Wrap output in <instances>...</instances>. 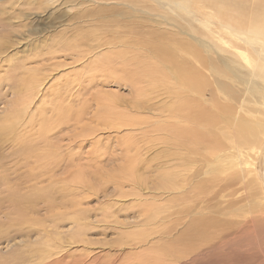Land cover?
<instances>
[{
	"label": "rangeland",
	"instance_id": "obj_1",
	"mask_svg": "<svg viewBox=\"0 0 264 264\" xmlns=\"http://www.w3.org/2000/svg\"><path fill=\"white\" fill-rule=\"evenodd\" d=\"M134 1L0 0V126H4L2 119L11 107L19 108L14 91L29 84L27 68H39L46 77L25 116L32 121V131L27 130L32 137H25V141L23 137L13 144L0 141V180L5 177L4 182H0L2 264L34 263L32 245L34 243L37 247L33 249H36L40 241L52 242L49 246L52 252L72 254L70 261L78 260L77 264H138L142 261L145 264H264L261 179L264 174V78L260 77L258 68L251 73V66L262 67L263 64L253 50L260 51L257 35L248 31L252 21L262 25L264 0H193L194 7L192 3L187 7L193 12L177 13L176 23L172 21L174 25L169 27L163 25V30L157 33H161L162 38L148 28L151 19L159 18L154 17L156 14L144 13L158 10V4L152 0H136L140 3L133 5ZM195 1L200 3L196 5ZM232 8L235 9L231 13ZM210 13H213L212 18ZM231 14L243 16L245 20L241 22L245 25L241 32H249L247 35L255 41L251 45L256 46L237 42L226 28L223 32L227 35L220 36L218 18ZM177 24L190 28L187 30L197 39L179 33L174 27ZM105 31L111 36L104 38ZM141 42L143 49L140 53L136 50L138 56L134 44ZM201 42L209 51L210 43H221L226 51L223 57L229 59L239 78L223 71L213 76L202 68L203 77L207 79L206 86L203 85L206 88L202 86L204 96L195 94L192 101L195 106L203 104L204 111L214 121L208 122L204 129L192 127L197 134L181 140L182 148L187 146V153L178 148L187 159L169 162L170 156L163 157L162 152L172 153V132L159 131L157 124L167 118L163 105L180 106L183 97L173 99L164 91L174 92L176 82L169 69L149 54V47L163 44L169 50L175 47L174 58L185 66L187 58L184 56L192 57L183 52L186 44L202 50ZM116 52L119 59L122 58L121 64ZM122 54L125 55L122 57ZM131 57L142 62L141 66L132 62L126 66L123 60ZM189 64L200 68L193 57ZM154 65L158 66L155 68L158 73L152 78L148 74L154 69L149 66ZM99 67L106 72L98 71ZM110 67L117 71L113 72ZM241 77L250 80L245 84ZM129 80L138 84L133 86ZM257 87L263 90L254 91ZM136 91L142 92L138 98ZM163 91L166 93L162 96ZM136 100L138 104L134 105ZM114 103L116 106L111 109L108 105ZM84 107L85 111L67 119ZM58 109L62 114H58ZM76 117L80 119L75 126L70 122L56 128L60 119L68 122ZM168 118L171 124L178 123ZM163 121L161 124L168 127ZM216 121L217 124L212 125ZM240 128L252 131L249 144L238 137L236 132ZM43 130L46 133H41ZM132 173L143 178L140 188L133 185L137 176L132 181ZM161 173L168 176L166 181L162 180ZM16 199L22 203L18 206L27 205L32 199L34 207L26 209L27 214L19 213L12 204ZM50 201L55 202L50 204ZM74 211L80 219L79 225L76 224L79 231L70 220L72 216L54 219L59 213L72 215ZM24 218L29 225L30 219L39 221L41 227L23 223V231L19 230L18 222ZM201 219L211 223L206 234L209 240L215 238L213 241L218 248H212L210 242L205 250L212 249L203 252L205 254L187 256L190 248L187 230L195 220ZM180 235L184 240L176 246L174 241ZM139 245L143 249L133 248ZM13 251L24 260L9 259Z\"/></svg>",
	"mask_w": 264,
	"mask_h": 264
},
{
	"label": "bare ground",
	"instance_id": "obj_2",
	"mask_svg": "<svg viewBox=\"0 0 264 264\" xmlns=\"http://www.w3.org/2000/svg\"><path fill=\"white\" fill-rule=\"evenodd\" d=\"M151 2V1H150ZM152 2H155L156 4H158V10H149V11H146V12H144V13H147V14H156L154 17H157V18H159L158 20L157 19H151V22L148 24V28H149V30H151L153 33H158L160 30H163V25L165 26V27H169V26H173L174 24H172L171 22L172 21H175V23H176V20H177V17H179V16H175V15H177V13H179L180 11H184V13L185 14H188L189 12H193V10L191 11H189V9H187V7H189L190 6V4L192 3V5H193V7H194V4H193V0H152ZM151 2V3H152ZM196 2V5H198L199 3H200V1H195ZM129 3H131V2H129ZM138 3H140V2H138ZM137 2H136V0L134 1V3H133V5H137L138 4ZM10 4V3H9ZM146 4V3H145ZM149 4V3H148ZM161 4V5H160ZM152 7V6H151ZM154 7V6H153ZM230 7V6H229ZM228 7V8H229ZM232 7H233V5H232ZM132 8V7H131ZM134 10H135V8H133ZM145 9V8H144ZM160 9V10H159ZM201 9V8H200ZM234 9L235 8H232V9H230V12L231 11H234ZM227 11V10H226ZM140 13L142 12V10L141 11H139ZM183 13V14H184ZM217 13H220V11H218ZM232 13V12H231ZM241 13V12H240ZM210 15H213V13H210L209 14V16ZM195 16V15H194ZM153 17V16H152ZM211 17V16H210ZM213 17V16H212ZM211 17V18H212ZM251 17V16H250ZM148 18V17H147ZM176 18V19H175ZM243 19V16H235L234 14H231V15H225V16H223L222 18H218V21H219V25H220V29H222V30H219V32H220V36H222V37H225L227 34H226V32L224 31L223 32V28H226L234 37H235V39L237 40V42H244V44H246L247 46L248 45H251L252 44V42H254L255 43V41L253 40V38L252 37H250V36H248L247 34L250 32L251 34H253V35H257V39H258V41H257V44L260 46V51H257V49L256 48H253V50H254V52H257L258 53V61H260V63H262L263 64V66L262 67H258V66H251L250 68L252 69V71H251V73L252 74H254V72H255V70H256V68H258V70L257 71H259L260 72V77H262V78H264V26H262V25H264V17H262V19L263 20H261V22H262V25H260V24H258V23H253L254 21H252L250 24H249V28H248V33L247 34H245L244 32H241V30L243 29V27H244V23H242L241 22V20ZM257 19V18H256ZM127 20V19H126ZM243 20H245V19H243ZM250 21V20H249ZM209 22V21H208ZM215 23V22H214ZM174 27H176V28H178V30L180 31L179 33H182L183 35H187V36H189L191 39H194V40H196L195 39V37H197V36H194V35H192L191 33H190V31H188L187 29H190V28H183L180 24H177L176 26H174ZM219 28V27H218ZM102 29V28H101ZM226 30V31H227ZM114 32H117V31H115V29H114ZM192 32H193V30H192ZM218 32V31H217ZM163 34H164V31L162 32ZM229 33V34H230ZM116 34V33H115ZM95 35V34H94ZM94 35H92V36H94ZM111 36V33H109V31H105L104 32V34H103V36H104V38H106V36ZM210 35V34H209ZM215 35V34H214ZM217 35V34H216ZM262 35H263V37H262ZM95 36H97V35H95ZM130 36V35H129ZM192 36H194V37H192ZM139 37V36H138ZM156 37H163V35L161 34V33H159V34H157V36ZM208 37V36H207ZM212 37V36H211ZM217 38H219L218 36H216ZM93 38V37H92ZM221 38V37H220ZM94 39V38H93ZM115 39V38H114ZM117 39V38H116ZM120 39V38H119ZM122 39V38H121ZM98 40V39H97ZM100 40H102V39H100ZM96 41V40H95ZM118 41V40H117ZM130 41H132V40H130ZM206 41V40H205ZM205 41H204V43H205ZM224 41V40H223ZM97 42V41H96ZM100 42V41H99ZM120 42H121V40H120ZM136 42V41H135ZM134 41H133V43H135ZM102 43V42H101ZM121 43H124V41H122ZM129 43V42H128ZM132 43V44H133ZM177 43V42H176ZM203 42H201V44H202ZM208 43V42H207ZM236 43V42H235ZM103 44V43H102ZM111 44V43H110ZM127 44V43H126ZM209 44V43H208ZM122 46H124L125 44H121ZM135 46H136V48L137 49H135L134 51H138V53H140V51L143 49L142 48V42L141 43H138V44H134ZM187 45V47H186V49L183 51L184 52V54H186V53H190L191 55H192V57H193V60L195 61V63L200 67V68H198V69H196L194 66L192 67L190 64H189V62H191V60H192V57H186V56H184L185 58H187L186 59V64L187 65H185L184 66V63H183V61L182 60H179V61H182V63H183V65L182 64H180L179 62H177L176 61V59L174 58V56H173V54H174V50H175V47L174 48H171V50L173 51H171V50H169L170 48H168V46L167 45H151L150 47H149V54L154 58V60L155 61H159L161 64H162V67H167L168 69H169V71H170V74L172 75V80L173 81H175L176 82V85H174L173 86V88H174V92H169V90H164V91H167L168 93H170L171 94V97L174 99V97H180V99H181V97H183V101L181 102V104H180V106H174V104H172L171 106H174V107H168V106H164L163 105V107H164V111L167 113L166 114V117L167 118H162V120H161V122L163 121V122H165L167 125H168V127L167 126H165V125H162L161 124V122H160V125L159 124H157V127H159V131H164V130H168V131H170V132H172L171 134H172V140H173V142H172V144H173V148H172V146H171V148L173 149L172 150V153L171 154H168V153H164V152H162L163 153V157H166L167 155H169L170 156V158L171 159H169V162H170V160H172L173 162L175 161H184V159H187V158H185L184 156H182L181 154H180V152H179V149L178 148H182L183 147V144L181 143V140H182V138H185V140L187 139L188 140V138H189V136L190 135H195V134H197V133H194L196 130V128H192V127H197L198 129L200 128V129H204V127L207 125V123L208 122H213L214 121V119H211L210 117L211 116H208L207 115V113L208 112H205L204 110H206V108L204 109V107H203V104L202 105H200V106H198V105H196L195 106V104L196 103H194L192 100H193V97H194V95L195 94H197V95H200V97H203L204 95H203V92H202V86L203 85H205V84H207V82L205 81V77H203L204 75H203V70H202V68H206V69H208L210 72H212V74H213V76L215 75L214 73L215 72H218V71H223V72H226V73H228V74H230V76H232V77H235V78H239V76L237 75V71H236V69L234 68V66H232V65H230L229 63H230V61H229V59L228 58H226L225 56L223 57V55H224V53L226 52L225 51V49H224V46L221 44V43H219V42H212V43H210L209 44V48L211 49V51H209V50H207L206 49V47H205V45H206V43H205V45L204 44H202V50H198L194 45H192V44H186ZM185 45V46H186ZM110 46V45H109ZM131 46V45H130ZM145 46H147V45H145ZM169 46H171L170 44H169ZM180 46V45H179ZM252 47L253 46H256V45H251ZM108 47V46H107ZM117 47V46H116ZM119 47V46H118ZM128 47V46H127ZM251 47V48H252ZM98 48V47H97ZM177 48V47H176ZM120 49H124V48H120ZM126 49V48H125ZM124 49V50H125ZM129 49V48H128ZM132 49V48H131ZM237 50V49H236ZM1 51V50H0ZM73 51V50H72ZM118 51V50H117ZM137 51H136V53H137ZM113 52H115V51H113ZM121 52V51H120ZM119 52V53H120ZM132 52H133V50H132ZM131 52V53H132ZM178 52V51H177ZM0 53H2V52H0ZM122 53V52H121ZM121 53H120V55H121ZM123 53H124V51H123ZM125 53H126V51H125ZM134 53V52H133ZM132 53V54H133ZM137 53V54H138ZM176 53V52H175ZM236 53V52H235ZM128 54V53H127ZM126 54V55H127ZM135 54V53H134ZM133 54V56H135ZM178 54V53H177ZM181 53H179L178 55H180ZM117 55H119L118 54V52H116V56ZM125 55V54H124ZM123 54H122V57L124 56ZM115 56V55H114ZM129 56V55H128ZM138 56H139V54H138ZM80 57V56H79ZM116 58V57H115ZM117 58H118V63H120L121 61H122V58H121V60L119 59V56H117ZM127 58V57H126ZM124 59L123 60V62H124V64L127 66L129 63L131 64V62L132 63H136V66H141V63L142 62H140L138 59H135V57H134V60H133V57H131L130 58V60H128V59ZM182 58V57H181ZM180 58V59H181ZM248 59V58H247ZM246 59V60H247ZM119 60H120V62H119ZM135 61H137V62H135ZM257 61V62H258ZM76 62H77V60H76ZM79 62V61H78ZM106 62V61H105ZM108 62V61H107ZM110 63L111 62H113L112 60L111 61H109ZM122 62V63H123ZM100 63H101V61H100ZM116 64H117V62H115ZM114 64V63H113ZM112 64V65H113ZM116 64H114V65H116ZM121 64V63H120ZM95 65V64H94ZM102 65H104V64H102ZM106 65V64H105ZM104 65V66H105ZM252 65V64H251ZM257 65H258V63H257ZM98 66H99V64H98ZM106 66H108V65H106ZM119 66H122V65H119ZM132 66V65H131ZM103 67V66H102ZM102 67H99L97 70L98 71H101V73L102 72H106V69L105 68H102ZM115 67V66H114ZM152 68V69H154L153 71H151V73H149L148 75L150 76V77H152V78H154V74L155 73H158V71L155 69L156 67H158L157 65H154V66H149V68ZM240 67V66H239ZM110 68H112V67H110ZM142 68V67H141ZM148 68V67H147ZM160 68V67H159ZM158 68V69H159ZM136 69V68H135ZM137 69H138V67H137ZM32 70V71H31ZM108 70V69H107ZM112 71H113V68L111 69ZM116 71H117V69H115ZM114 70V71H115ZM112 71H111V73H112ZM113 71V72H114ZM115 71V72H116ZM160 71V70H159ZM95 72H97V71H95ZM140 72H142L141 71V69H140ZM139 72V73H140ZM173 72L175 73V74H173ZM28 73V74H27ZM99 73V72H98ZM26 74H27V77H30L29 78V84H25V85H23V87H19L18 88V90L16 91H14V93H15V95L18 97V99H16V101H17V105L19 106V108L17 107V106H14V107H11V111L10 112H8V113H4L5 114V117L2 119V120H4V126H0V131L3 133L2 135H3V138H0V141H1V143H6V142H10V143H16V142H18V141H21V139L24 137V141L26 140L25 139V137H27L28 139L30 138V137H32L31 135H30V133L31 132H28L27 130H31L32 131V127H33V125H32V121L30 120V119H25V116H26V114H27V112H28V109L30 108V106H31V103H32V101L36 98V96L35 95H37L36 93H40L39 91V87L41 86V85H43V83H44V80L46 79V77L44 76L45 74L44 73H40V69L38 68H32V69H28L27 68V72H26ZM41 74H43V76H41ZM114 74H116V73H114ZM217 74H219V73H217ZM93 75V74H92ZM103 75H105V74H103ZM107 75V74H106ZM109 75H110V73H109ZM220 75H221V73H220ZM26 76V75H25ZM115 77H116V75H114ZM138 76V75H137ZM157 76V75H156ZM206 76V75H205ZM101 77H102V75H101ZM105 78H106V76H105ZM221 78V77H220ZM219 78V79H220ZM156 80H157V78H156ZM163 80V79H162ZM207 80V79H206ZM249 80H250V78H249ZM249 80H245V79H243L242 77H241V82H243V83H245V84H247V82H249ZM115 81V80H114ZM130 81V80H129ZM153 81V80H152ZM25 82H27V81H25ZM127 82V81H126ZM131 82V84L134 86V85H137L136 83L134 84V83H132V81H130ZM209 82V81H208ZM173 84V83H172ZM210 84V83H209ZM222 84V83H221ZM150 85V84H149ZM165 85V84H164ZM216 85H217V83H216ZM172 86V85H171ZM206 86V85H205ZM205 86H203V87H205ZM136 87V86H135ZM209 87V86H208ZM206 88V87H205ZM218 89H220V88H218ZM258 89H260V90H263V88H260V87H257V88H255L254 89V91H257ZM206 89H204L203 91H205ZM162 92L161 94H162V96L163 95H165V93L166 92ZM137 92V91H136ZM146 92V91H145ZM141 94H142V92H137V93H135V95L137 96V98L139 97V96H141ZM146 94V93H145ZM203 95V96H202ZM196 96V95H195ZM261 96V98L263 97L262 95H260ZM115 98V97H114ZM143 98V97H142ZM141 98V99H142ZM186 98V99H185ZM179 99V100H180ZM185 99V100H184ZM196 99V98H195ZM198 99V98H197ZM147 100V99H146ZM200 101V100H199ZM206 101L207 100H204V103H206ZM34 102V101H33ZM63 102H64V100H63ZM102 102V101H101ZM115 102V101H114ZM202 102V101H201ZM201 102H199V103H201ZM133 104L134 105H137L138 104V101L136 100L135 102H133ZM176 104V103H175ZM12 105V104H11ZM115 105V103L114 104H109L108 106L112 109L113 108V106ZM116 106V105H115ZM159 106V105H158ZM108 107V108H109ZM162 107V108H163ZM134 108V107H133ZM84 109H87L86 107H84L81 111H79V112H73V114H71V115H69V116H67V119L70 117V116H76L77 114H79L80 112H83V111H85ZM115 109L117 110V108L115 107ZM6 110H8V109H6ZM66 110V109H65ZM110 110V109H109ZM67 111V110H66ZM76 111V110H75ZM208 111V110H207ZM59 112V113H58ZM58 112H55V114L56 113H58V114H62V112L60 111V109H58ZM111 112V111H110ZM67 113V112H66ZM3 114V115H4ZM106 114V113H105ZM108 114V113H107ZM111 114V113H110ZM113 114V113H112ZM81 116V115H80ZM107 116H110V115H107ZM66 117V116H65ZM168 117H170L171 119H174L175 120V122H176V120L178 121V123H170V120H169V118ZM2 118V117H1ZM0 118V119H1ZM61 118V117H60ZM100 118H101V116H100ZM99 118V119H100ZM125 118H127V117H125ZM79 117L77 118H71L68 122H63L64 121V119L62 118V119H60L59 120V122H57L58 124L56 125V128H62V126H63V124H68V123H70V122H73L74 123V126H75V122H77V121H79ZM122 119V118H121ZM77 120V121H76ZM106 120V119H105ZM156 120H158V119H156ZM29 121H31V124L30 125H28V122ZM81 122V121H80ZM62 123V124H61ZM128 123V122H127ZM126 123V124H127ZM142 123V122H141ZM157 123V122H156ZM115 124V123H114ZM114 124H110V125H114ZM131 124V123H130ZM143 124V123H142ZM217 124V121L216 122H214V123H212V125H216ZM128 125H129V123H128ZM153 125V124H152ZM183 125H187V126H183ZM25 126V127H24ZM107 126H109V125H107ZM123 126H125L124 124H122V128H123ZM21 127H23V129L21 128ZM19 128H21L22 129V131H20V132H18L17 133V131L18 130H20ZM56 128H52V129H56ZM120 128V127H119ZM207 128V127H206ZM43 129H45V127L43 128ZM121 130V129H120ZM203 131V130H202ZM0 132V133H1ZM46 133L44 130L43 131H41V133ZM237 135H238V137L239 138H242V139H244V140H247V142H248V144H249V141L248 140H250L251 141V136L253 135V133H252V131L251 130H248V129H246V128H240L237 132ZM201 134H202V132H201ZM203 135H204V133H203ZM10 136V137H9ZM198 136V135H197ZM199 136H201V135H199ZM198 136V137H199ZM205 136V135H204ZM156 140V139H155ZM167 140V139H166ZM157 141H159L158 139H157ZM168 142V141H167ZM193 142V141H192ZM2 144V145H3ZM25 144H26V142H25ZM24 144V145H25ZM168 144H169V142H168ZM148 145V144H147ZM192 146V145H191ZM195 146V145H194ZM198 146H199V142H198ZM53 147V146H52ZM156 147V146H155ZM158 147V146H157ZM52 149H54V148H52ZM182 150H185V154L187 153V146L185 145V148H182ZM3 151V150H2ZM26 151V150H25ZM192 151V150H191ZM184 152V151H183ZM182 152V153H183ZM193 152V151H192ZM264 152V151H263ZM124 155V154H123ZM137 155V154H136ZM264 155V154H263ZM38 156V155H37ZM126 160L128 161V154L126 155ZM159 159V158H158ZM72 159H70V160H68V161H71ZM123 160V159H122ZM134 160L135 159H133L132 161H131V163H132V166H133V164H134ZM205 160V159H204ZM137 162V161H136ZM187 162V161H186ZM191 162V161H190ZM189 162V163H190ZM194 162V161H193ZM138 163V162H137ZM169 164V163H168ZM172 164V163H171ZM170 164V165H171ZM263 166V165H262ZM48 167V166H47ZM159 167H161V166H159ZM186 167H188V166H186ZM171 169H175L174 167L172 168L171 167ZM42 170V169H41ZM46 170V169H45ZM44 170V171H45ZM48 170V169H47ZM32 171H34V170H32ZM139 171V170H138ZM174 171V170H173ZM262 171H263V169H262ZM173 173V175H175L174 174V172H172ZM185 173V172H184ZM162 174H164V173H161V177L162 176H164L163 178H162V180L164 179L165 181L168 179V176L166 175V174H164V175H162ZM131 176H132V181H133V178H135L134 176H137V179H134V182H133V185L135 186V187H141L140 185L141 184H143V183H141V182H143V178L141 177V176H139L137 173H132L131 174ZM39 177V176H38ZM37 177V178H38ZM41 177V176H40ZM25 178V177H24ZM26 179V178H25ZM173 179V178H172ZM261 179H262V182H263V188H264V174L262 173V177H261ZM4 180H5V177L4 178H2L1 180H0V182L2 183V182H4ZM141 181V182H140ZM29 182V181H28ZM56 182V181H55ZM262 182H261V184H262ZM123 184V183H122ZM7 186V185H6ZM38 187V186H37ZM22 188V187H21ZM29 189V188H28ZM160 189V188H159ZM34 190V189H33ZM177 190V189H176ZM19 191V190H18ZM179 191V190H178ZM182 192V191H181ZM31 193V192H30ZM21 194V193H20ZM10 196V195H9ZM9 196L7 197V198H9ZM16 197L15 198H17V195H15ZM19 196V195H18ZM27 196V195H26ZM41 196V195H40ZM29 197V196H28ZM39 197V196H38ZM5 198V197H4ZM20 198V200H22V198L21 197H19ZM31 198V197H30ZM35 198V197H34ZM37 198V197H36ZM24 199H25V197H24ZM29 199V198H28ZM27 199V200H28ZM33 199V198H32ZM32 199H30V203L29 202H27V205H21V206H18V205H20V204H22V203H20L19 202V200L18 199H16V201H14L13 200V205L18 209V212L19 213H23V214H27V211H26V209H28V208H30L32 205H34V204H32V202H33V200ZM39 199V198H38ZM4 201H5V199H3ZM10 200V199H9ZM40 200V199H39ZM42 200H43V198H42ZM4 201H2V202H4ZM7 201V200H6ZM48 201V200H47ZM24 202V201H23ZM37 202V201H36ZM35 202V203H36ZM44 202V201H43ZM49 202V201H48ZM50 202H52V203H50V204H54L53 202H55V201H50ZM10 203V202H9ZM39 203V202H38ZM47 203V202H46ZM45 203V204H46ZM80 203V202H79ZM32 204V205H31ZM3 205V204H2ZM6 205V204H5ZM9 205V204H8ZM48 205V204H47ZM73 205V204H72ZM25 206H28V207H25ZM62 206V205H61ZM64 206V205H63ZM78 206H79V204H78ZM5 207V206H4ZM32 207H34V206H32ZM51 207H55L54 205L53 206H51ZM50 207V208H51ZM52 208V209H53ZM73 209L74 208H76V207H72ZM78 208V207H77ZM48 209V208H47ZM52 209H50V210H52ZM7 210V209H6ZM11 210V209H10ZM12 210H14L13 208H12ZM45 210V209H44ZM76 210V209H75ZM78 210V209H77ZM20 211H22V212H20ZM47 211H49V210H47ZM141 212V211H140ZM143 212V211H142ZM54 213V212H53ZM59 213V212H58ZM76 213H78V212H73L72 213V215H70V214H65V215H63V213L61 214V213H59L56 217H54V219H57V218H66L67 216L70 218V220L74 223L75 222V226H76V224L78 223V225H79V223H80V219H78V214H76ZM79 213H80V211H79ZM4 214V213H3ZM14 214H16L15 213V211H14ZM30 214V213H29ZM74 214V215H73ZM76 214V215H75ZM17 215H18V213H17ZM53 215V214H52ZM20 216V215H19ZM10 217V216H9ZM12 217V216H11ZM18 217V216H17ZM142 217V216H141ZM16 218V217H15ZM63 218V219H64ZM149 219V218H148ZM19 220V219H18ZM145 220V219H144ZM205 219H201V220H195V222L188 228V230H187V235H186V237L189 239V240H187L189 243H190V248H189V252L188 253H186L187 254V256L188 255H192V254H195L196 256H198V255H200V254H202L203 252H207L209 249H212V248H218L217 246H216V244L214 243L215 241H213L215 238H211L210 240H209V237L210 236H208L207 234H206V230L208 229V227H209V225L211 224L210 222L208 223L207 221H204ZM13 221V220H12ZM30 221H31V223H34V225H35V227L36 228H40L41 227V225H40V223H39V221H36V220H33V219H30ZM42 221V220H41ZM13 223V222H12ZM23 223H25V225H27L28 223H29V221H28V219L26 218H24V219H22L21 221H19L18 222V229L20 230L21 229V231H23ZM31 223H30V225H31ZM186 224V223H185ZM216 224V223H215ZM29 225V224H28ZM29 225V226H30ZM33 225V224H32ZM177 225V224H176ZM218 225V224H217ZM39 226V227H38ZM11 228H13V226H10ZM35 227H33V228H35ZM15 228V227H14ZM32 228V229H33ZM76 228H78V231H79V226L77 227L76 226ZM173 228V227H172ZM179 228V227H178ZM25 229H27V227L25 228ZM17 230V229H16ZM15 230V231H16ZM18 230V231H19ZM46 230V229H45ZM43 231V230H42ZM42 231H38L39 233V235H41L42 233ZM47 231V230H46ZM77 231V233H79ZM36 232V231H35ZM44 232V231H43ZM22 233V232H21ZM81 233V232H80ZM10 234V233H9ZM14 234V233H13ZM185 234V233H184ZM24 235V234H23ZM74 235H75V233H74ZM28 236V235H27ZM42 236H44V235H42ZM46 236V235H45ZM49 236V235H48ZM171 236V235H170ZM20 237H22V236H20ZM24 237V236H23ZM47 237V236H46ZM143 237V236H142ZM218 237H220V236H218ZM43 238V237H42ZM51 238H53V237H51ZM146 239H147V236L145 237ZM172 238V237H171ZM183 238V235H180V236H178L177 238H176V240L174 241L175 242V244H176V246L177 245H179L184 239H182ZM217 238V237H216ZM25 239H29V238H25ZM32 239V238H31ZM46 239V238H45ZM47 239H49V238H47ZM46 239V240H47ZM67 239H69V238H67ZM139 239V238H138ZM72 240V239H71ZM74 240H77V238L76 239H73L72 240V242L74 241ZM132 240V239H131ZM24 241H26V240H24ZM68 241H70V240H68ZM27 242V241H26ZM58 242H60V239H59V241ZM211 242V244H212V248H209L207 251L205 250V248H206V246H207V244H209ZM29 243V242H28ZM39 243V242H38ZM37 243V244H38ZM27 244V243H26ZM25 244V245H26ZM51 244L53 245V243L51 242ZM51 244H50V241H47V242H41L40 241V243H39V247L38 248H36V249H33V248H35V247H37V246H33L34 245V243H33V245H32V251L31 252H34V254H32V257H33V260H32V262H34V263H32V264H77V261H74V259H73V261H70V259L72 258V254H67V253H64L63 251H59V252H52V247H49V246H51ZM54 244H55V242H54ZM116 244V243H115ZM141 244V243H140ZM171 244L173 245V246H175L172 242H171ZM17 245V244H16ZM57 245V244H56ZM149 245V244H148ZM218 245V244H217ZM28 246V245H27ZM55 246V245H54ZM59 246V245H58ZM57 246V247H58ZM146 245H144V247H145ZM180 246V245H179ZM215 246V247H214ZM235 246V245H234ZM26 247V246H25ZM162 247V246H161ZM27 248V247H26ZM55 248V247H54ZM134 249H140V248H142L143 249V246H141V245H139V246H136V247H133ZM160 248V247H159ZM183 248V247H182ZM17 249V248H16ZM22 248L20 247V250H21ZM28 249V248H27ZM27 249H24V250H27ZM58 249V248H57ZM125 249V248H124ZM128 249V248H127ZM142 249L140 250V251H142ZM178 249V248H177ZM181 249V248H180ZM119 250V249H118ZM144 250H145V248H144ZM150 250V249H149ZM183 250V249H182ZM15 251V250H14ZM13 251V254H12V257H10L9 259H11V260H14L15 261V259L16 258H18V253L15 255L14 253L15 252H17L18 250H16L15 252ZM20 252V251H19ZM29 253H30V251H28ZM67 252V251H66ZM148 252V251H147ZM182 252V251H181ZM180 252V253H181ZM184 252V251H183ZM63 253V254H62ZM141 253V252H140ZM20 254V253H19ZM31 254V253H30ZM178 254V253H177ZM203 254H205V253H203ZM15 255V256H14ZM24 255V254H23ZM28 255V254H27ZM176 255V254H175ZM74 256V255H73ZM82 256V255H81ZM178 256H180L179 254H178ZM25 257V256H24ZM27 257V256H26ZM31 257V256H30ZM29 257V258H30ZM75 257V256H74ZM77 257V256H76ZM146 257V256H145ZM67 258H68V260H67ZM178 258H180V257H178ZM181 258H183L184 259V257H181ZM6 259V258H5ZM90 259V258H89ZM1 260V259H0ZM17 260H24V259H21V258H18ZM72 260V259H71ZM82 260V259H81ZM80 260V261H81ZM138 260H140V259H138ZM7 261V260H6ZM88 261V260H87ZM116 261V260H115ZM146 261V260H145ZM191 261V260H190ZM9 262H10V260H9ZM19 262V261H18ZM3 263V261L1 260V264ZM28 263V262H27ZM85 263V262H84ZM128 263V262H127ZM138 264H145L144 263V261H142V262H137ZM5 264V263H4ZM7 264H8V262H7ZM28 264H30V263H28ZM113 264H117V262H115V263H113Z\"/></svg>",
	"mask_w": 264,
	"mask_h": 264
}]
</instances>
